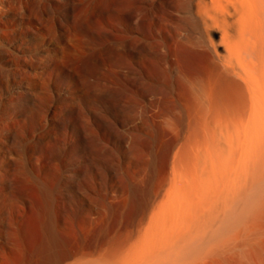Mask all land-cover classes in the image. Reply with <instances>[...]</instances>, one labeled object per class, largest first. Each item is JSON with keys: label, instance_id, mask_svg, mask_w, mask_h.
I'll return each instance as SVG.
<instances>
[{"label": "rangeland", "instance_id": "374dc122", "mask_svg": "<svg viewBox=\"0 0 264 264\" xmlns=\"http://www.w3.org/2000/svg\"><path fill=\"white\" fill-rule=\"evenodd\" d=\"M187 1L0 0V264H264V221L251 234L226 223L173 260L138 253L136 214L159 200L171 136L149 95L128 113L127 80L197 62L189 42L207 37Z\"/></svg>", "mask_w": 264, "mask_h": 264}, {"label": "bare ground", "instance_id": "6f19581e", "mask_svg": "<svg viewBox=\"0 0 264 264\" xmlns=\"http://www.w3.org/2000/svg\"><path fill=\"white\" fill-rule=\"evenodd\" d=\"M183 6L207 37V45L202 38L189 42L187 51L197 62L184 63L181 56L173 76L167 71L147 81L137 71L139 79L134 74L127 80L128 113H143L138 98L149 95L158 128L163 137L171 136L161 144V177L153 191L159 200L150 211L147 202L139 204L136 214L135 238L147 246L139 244L142 250L133 252L148 257L193 250L229 222L234 227L241 222L251 234L264 221V0H188ZM129 67L134 71L132 63ZM132 235L125 233L120 242ZM163 258L156 264H166Z\"/></svg>", "mask_w": 264, "mask_h": 264}]
</instances>
